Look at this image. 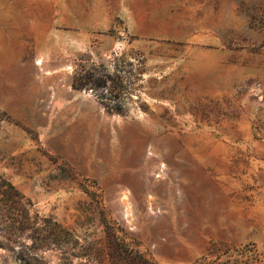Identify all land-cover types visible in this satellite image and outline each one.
<instances>
[{
    "label": "rangeland",
    "instance_id": "374dc122",
    "mask_svg": "<svg viewBox=\"0 0 264 264\" xmlns=\"http://www.w3.org/2000/svg\"><path fill=\"white\" fill-rule=\"evenodd\" d=\"M88 59L144 60L123 111L72 87ZM0 115L33 213L89 240L104 210L150 264H264V0H0Z\"/></svg>",
    "mask_w": 264,
    "mask_h": 264
},
{
    "label": "trees",
    "instance_id": "16d2710c",
    "mask_svg": "<svg viewBox=\"0 0 264 264\" xmlns=\"http://www.w3.org/2000/svg\"><path fill=\"white\" fill-rule=\"evenodd\" d=\"M89 62L76 63L72 87L94 93L109 112L123 111L125 99L137 90L136 79L144 73V60L137 59L136 64L129 62V70L124 66L111 68L104 62ZM32 207L31 199L0 172L1 231L17 244L18 257L24 264H44L43 254L47 251L56 252L61 264H75V260L79 264H150L146 255L132 246L126 231L108 218L104 210L99 209L103 237L88 240L53 216L33 213Z\"/></svg>",
    "mask_w": 264,
    "mask_h": 264
}]
</instances>
